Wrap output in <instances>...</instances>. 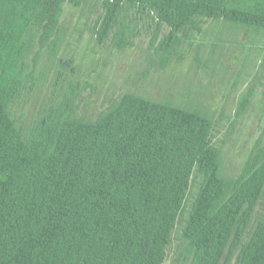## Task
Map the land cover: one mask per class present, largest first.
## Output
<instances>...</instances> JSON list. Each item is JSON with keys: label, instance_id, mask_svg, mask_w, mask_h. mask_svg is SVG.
Returning a JSON list of instances; mask_svg holds the SVG:
<instances>
[{"label": "trees", "instance_id": "1", "mask_svg": "<svg viewBox=\"0 0 264 264\" xmlns=\"http://www.w3.org/2000/svg\"><path fill=\"white\" fill-rule=\"evenodd\" d=\"M96 1V42L124 51L143 31L156 72L186 57L205 66L241 33L243 46L264 40V0ZM85 3L0 0V264H165L169 252L170 264H264V133L227 171L202 91L185 86L177 100L129 89L87 118L71 85L19 114L46 81L41 54L57 57L64 6ZM64 67L75 71L73 56L56 59L55 80Z\"/></svg>", "mask_w": 264, "mask_h": 264}, {"label": "rangeland", "instance_id": "2", "mask_svg": "<svg viewBox=\"0 0 264 264\" xmlns=\"http://www.w3.org/2000/svg\"><path fill=\"white\" fill-rule=\"evenodd\" d=\"M98 12L96 0H86L79 8L64 6L56 59L73 56L75 71L69 75L68 67H64L55 80L56 59L44 51L38 69L46 70V81L34 93L23 95L19 114H24V119L33 117L54 104L57 97L62 100L71 85L80 92L79 114L87 118H93L106 103L129 89L154 99L171 94L178 100L179 93L188 86L192 94L202 91V100L213 111L223 166L227 171L238 170L255 140L264 133V40L252 48L243 46L247 35L241 33L237 44L225 40L219 45L221 48L206 64L209 68L186 57L181 65L156 72L145 62L150 39L147 33L141 31L124 51L96 42L90 27ZM217 31L214 25L210 35ZM204 51L206 54L207 47ZM247 90H253L254 96L244 114L235 119L240 98ZM170 256L171 252L165 264L172 262Z\"/></svg>", "mask_w": 264, "mask_h": 264}]
</instances>
